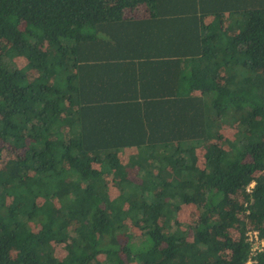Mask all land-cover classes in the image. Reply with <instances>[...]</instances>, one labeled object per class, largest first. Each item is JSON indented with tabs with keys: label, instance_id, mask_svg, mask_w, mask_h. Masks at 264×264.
Returning <instances> with one entry per match:
<instances>
[{
	"label": "trees",
	"instance_id": "1",
	"mask_svg": "<svg viewBox=\"0 0 264 264\" xmlns=\"http://www.w3.org/2000/svg\"><path fill=\"white\" fill-rule=\"evenodd\" d=\"M0 144V264H246L264 0H0Z\"/></svg>",
	"mask_w": 264,
	"mask_h": 264
},
{
	"label": "built area",
	"instance_id": "2",
	"mask_svg": "<svg viewBox=\"0 0 264 264\" xmlns=\"http://www.w3.org/2000/svg\"><path fill=\"white\" fill-rule=\"evenodd\" d=\"M254 183L247 187V192L250 193L254 188ZM246 242L250 246V253L246 264H258L257 256L264 251V241L260 239L258 231L248 230L246 232Z\"/></svg>",
	"mask_w": 264,
	"mask_h": 264
},
{
	"label": "rangeland",
	"instance_id": "3",
	"mask_svg": "<svg viewBox=\"0 0 264 264\" xmlns=\"http://www.w3.org/2000/svg\"><path fill=\"white\" fill-rule=\"evenodd\" d=\"M18 64L20 66L24 65V62L19 60ZM231 135V131H228L227 133H225L226 137H230ZM1 146V144H0ZM10 156H13V153L11 152L10 149H5L2 153V157H1V161H0V165H3L9 158ZM196 206L195 205H191V206H183L180 210V219L181 222L186 223L187 225H192L193 223L196 222ZM234 235L235 232L231 231V235Z\"/></svg>",
	"mask_w": 264,
	"mask_h": 264
},
{
	"label": "crops",
	"instance_id": "4",
	"mask_svg": "<svg viewBox=\"0 0 264 264\" xmlns=\"http://www.w3.org/2000/svg\"><path fill=\"white\" fill-rule=\"evenodd\" d=\"M148 17V11L145 6H140L133 11H126L125 12V19H133L135 21H141Z\"/></svg>",
	"mask_w": 264,
	"mask_h": 264
}]
</instances>
